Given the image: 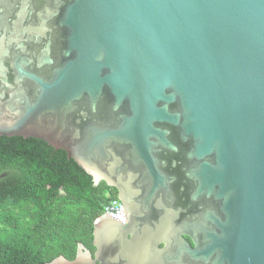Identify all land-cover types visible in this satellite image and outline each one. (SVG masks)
Returning a JSON list of instances; mask_svg holds the SVG:
<instances>
[{
	"label": "water",
	"instance_id": "obj_1",
	"mask_svg": "<svg viewBox=\"0 0 264 264\" xmlns=\"http://www.w3.org/2000/svg\"><path fill=\"white\" fill-rule=\"evenodd\" d=\"M0 137L118 191L51 264H264V0H0Z\"/></svg>",
	"mask_w": 264,
	"mask_h": 264
},
{
	"label": "trees",
	"instance_id": "obj_2",
	"mask_svg": "<svg viewBox=\"0 0 264 264\" xmlns=\"http://www.w3.org/2000/svg\"><path fill=\"white\" fill-rule=\"evenodd\" d=\"M112 190L43 140L0 137V264L74 260L79 245L94 253Z\"/></svg>",
	"mask_w": 264,
	"mask_h": 264
},
{
	"label": "built area",
	"instance_id": "obj_3",
	"mask_svg": "<svg viewBox=\"0 0 264 264\" xmlns=\"http://www.w3.org/2000/svg\"><path fill=\"white\" fill-rule=\"evenodd\" d=\"M104 211V214H108L116 219H120L125 222L124 210L118 201L113 200L109 202L107 205H105Z\"/></svg>",
	"mask_w": 264,
	"mask_h": 264
},
{
	"label": "flooded vegetation",
	"instance_id": "obj_4",
	"mask_svg": "<svg viewBox=\"0 0 264 264\" xmlns=\"http://www.w3.org/2000/svg\"><path fill=\"white\" fill-rule=\"evenodd\" d=\"M102 182V181H101ZM110 187V186H109ZM113 190L112 191H110L108 194L110 195V196H112L113 195V193H114V189H116V188H114V187H111ZM117 190V189H116ZM117 196L119 197V195H118V191H117ZM118 202L121 204V202L119 201V199H118ZM122 206V205H121ZM91 253V252H90ZM91 254H93V253H91Z\"/></svg>",
	"mask_w": 264,
	"mask_h": 264
}]
</instances>
